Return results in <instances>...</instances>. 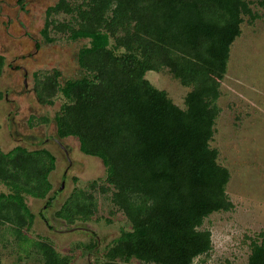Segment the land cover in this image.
<instances>
[{
    "label": "trees",
    "instance_id": "obj_1",
    "mask_svg": "<svg viewBox=\"0 0 264 264\" xmlns=\"http://www.w3.org/2000/svg\"><path fill=\"white\" fill-rule=\"evenodd\" d=\"M250 3L57 0L46 10L45 27L63 14L68 19L53 26L56 32L87 41L77 54L84 73L64 83L57 72L45 76L36 96L48 105L61 96L53 119L57 138L76 139L80 153L101 161L112 204L131 224L107 248V264H192L211 250L204 220L231 211L233 203L226 194L230 173L210 141L230 46L244 17H256ZM258 3L264 7V0ZM3 65L0 56V75ZM163 69L189 89L183 108L147 80L148 72ZM54 167L46 150H0V183L8 184L0 193V224L9 225L16 241H28L24 232L33 219L23 194L44 198ZM69 198L56 217L87 220L92 197L76 189ZM259 237L250 242L248 264H264V232ZM33 246L44 264H70L48 240Z\"/></svg>",
    "mask_w": 264,
    "mask_h": 264
},
{
    "label": "rangeland",
    "instance_id": "obj_2",
    "mask_svg": "<svg viewBox=\"0 0 264 264\" xmlns=\"http://www.w3.org/2000/svg\"><path fill=\"white\" fill-rule=\"evenodd\" d=\"M247 1L256 17L251 22L244 17L240 35L230 46L210 141V147L218 152V164L230 173L226 194L233 209L204 220L202 229L209 230L212 248L192 264H248L250 242L260 241L259 234L264 232V7L258 3L261 0ZM56 3L0 0V56L4 58L0 150L5 154L17 146L29 152L46 150L55 165L48 175L51 188L44 198L23 194L33 215L30 228L24 232L28 241H16L9 225L0 224V261L4 264H44L33 246L40 240L50 241L61 256L70 258V264H107V248L122 231L131 229L127 218L112 204V190L101 161L80 153L76 139L57 138L53 119L63 103L61 96H53L51 105L36 96L35 85L45 76L57 72L59 82L64 83L84 73L77 54L87 41L70 40L53 27L68 18L53 16L57 22L45 27L46 10ZM146 78L164 90L174 104L184 107L189 89L167 69L148 72ZM92 182L96 184L91 188ZM5 186L0 183V193L8 192ZM76 189L92 197L94 208L87 220L77 218L69 224L56 213ZM73 198L75 203L78 197Z\"/></svg>",
    "mask_w": 264,
    "mask_h": 264
}]
</instances>
